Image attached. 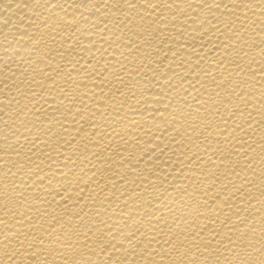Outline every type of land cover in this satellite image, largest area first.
<instances>
[{
	"label": "bare ground",
	"instance_id": "bare-ground-1",
	"mask_svg": "<svg viewBox=\"0 0 264 264\" xmlns=\"http://www.w3.org/2000/svg\"><path fill=\"white\" fill-rule=\"evenodd\" d=\"M0 264H264V0H0Z\"/></svg>",
	"mask_w": 264,
	"mask_h": 264
}]
</instances>
